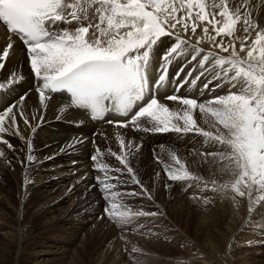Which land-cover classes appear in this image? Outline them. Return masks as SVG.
<instances>
[{
  "label": "snow or ice",
  "instance_id": "1",
  "mask_svg": "<svg viewBox=\"0 0 264 264\" xmlns=\"http://www.w3.org/2000/svg\"><path fill=\"white\" fill-rule=\"evenodd\" d=\"M0 22L10 34L7 45L0 48V69L5 68L10 50L14 49L12 37L17 38L26 47L31 73L43 81L36 89L40 103H44L46 91L53 94L64 91L73 106L89 109L93 118L112 104L127 117L133 105L144 99L148 86L144 73L151 59L158 57L160 74L154 85L159 88L166 81L170 64L177 57L184 58L190 49L191 56L185 59V64L196 61V65L177 84L175 93H179L196 69L199 74L192 79L193 85L202 76H208L203 89H209L216 81L215 88L226 87L227 93L203 102L177 94L166 96L165 99L183 106L178 112L171 111L153 95L139 106L130 121L119 122V127L131 123L140 129L138 121L148 117L151 127L143 131L203 137L209 150L200 151L199 156L214 170V175L223 174L222 182L206 181L189 171L173 152L169 156L178 167L165 164L167 179L186 188H196L199 193H219L233 202L246 198L250 213L253 203L264 202V28L253 20L248 0H0ZM238 24L245 34L242 38L236 35ZM204 43L210 45L206 53L200 47ZM217 49L227 55H219ZM181 72L183 67L176 74L177 80ZM12 79L15 82L14 73ZM25 99L20 97L21 101ZM197 109L203 123L215 132L198 124L194 117ZM20 115L28 124L22 109ZM6 119L17 128L12 106L0 112V133L5 131ZM0 142L9 149L13 147L7 140ZM133 148L139 151L140 145L131 141L125 144L121 139L122 153L128 149L134 155ZM96 151L91 157L93 161L100 150ZM112 155L126 170L115 169L121 173L114 178L117 183L139 186V191L129 192L127 196L143 197L154 203L151 191L138 178L128 156L114 152ZM32 159L29 155L28 160ZM156 160L163 163L158 157ZM99 167L105 170L107 165ZM156 175L159 177L160 173ZM98 183L105 200L113 201L106 204L105 214L121 225L131 224L136 217L163 215L159 210L117 211L121 207L114 202L117 192H110L116 184L99 178ZM192 198L204 204L211 202V197L203 195Z\"/></svg>",
  "mask_w": 264,
  "mask_h": 264
},
{
  "label": "bare ground",
  "instance_id": "2",
  "mask_svg": "<svg viewBox=\"0 0 264 264\" xmlns=\"http://www.w3.org/2000/svg\"><path fill=\"white\" fill-rule=\"evenodd\" d=\"M248 4L253 20L259 27L264 28V0H248ZM62 27L71 26L63 25ZM237 29L236 35L242 38L245 35L242 25L238 24ZM9 36L10 34L6 32L5 27L0 22V48L7 45ZM251 36L254 38V33ZM12 42L14 49L10 50L9 58L5 61V68L0 69V112L12 106L13 112L17 117V128H13L6 119L4 125L5 131L0 133V140H7L13 146L9 149L7 144L0 142V152L4 154L0 156V199L2 200V205L0 204L1 244L6 245L15 239L13 232H15V228L17 227L14 228V225L7 221V218L12 214L15 215L16 225H19L22 217L29 216V218H34L36 221H39L41 227L45 228L49 234L47 236L45 235L46 237L39 243H35L36 245H34L29 254L30 263L50 264L53 259H56L57 262L55 264H78L82 252L86 251L84 243L88 241L89 246L92 245L91 239L93 238L89 236L90 234L87 235L90 232L88 230L90 228H87V225L90 223L92 216L100 213L98 210L100 209L99 205L101 204V200L99 192L96 191V184L93 179L95 164L104 163L102 157L104 160H106L105 158L108 159L109 157L107 155L110 154L109 149L118 145L121 139H123L125 144L131 141L134 145H140L139 151H136L135 148L131 149V152L135 153L134 155H130L129 152L127 155L130 163H138L142 159V152H145L144 149H152L150 144H153L152 141L156 137V134L142 130L145 127H151V124L148 123V117L140 118L138 121L140 129L133 127L131 123L127 127L121 128L109 123L90 121L84 111L73 108L67 99L60 97L59 94H53L50 91H46L45 101L41 104L39 93L36 89L42 86L43 81L35 79L34 74L31 73L30 62L27 60L26 47L15 37H12ZM236 43L237 47H239V41H236ZM200 47L206 53L210 45L204 43ZM21 48L24 50L21 51ZM216 51L219 53L218 49ZM219 55H227V53H219ZM190 56L191 50L189 49L184 58L177 57L174 59L169 66L168 75L163 86L155 89L158 91L157 97L159 102L174 112L181 111L183 106L178 101L165 99L168 95L177 94L186 98H195L203 102L217 94L224 95L227 93L226 87L215 88L216 81H213L209 85V89H203L204 83L210 78L208 76H202L193 85L191 81L199 74V69L193 71V76L188 78L187 82L180 88L179 93H175L177 84L184 81L187 73L193 70L196 65V61L185 64V59H190ZM181 67H183V72L180 73V78L177 80L176 74ZM147 68L152 72V76H154L153 73L160 71L158 57L151 59ZM13 73L16 75L15 82L12 79ZM210 89H215V91H211ZM21 96L26 97V99L21 101ZM21 109L23 110L24 116L28 118V124L24 123V119L20 115ZM41 117H43L42 120L40 119ZM194 117L197 119L198 124L205 130L215 132V129H210L203 123L198 109L194 112ZM173 134L175 133H160L156 137L158 138V147L161 148L160 150L163 152H183L185 157L188 155L189 158L198 154L196 152L197 154L193 156L194 152L191 149L194 148L188 146V142L182 140L184 137L177 136L173 138ZM185 136H188V134ZM168 139H172L173 142L166 144V140ZM29 143L31 144V151H29ZM97 149L100 150L99 155L97 160L93 161L91 157L97 154ZM202 150H209L206 143ZM103 152L105 153L101 155ZM112 152H114V149ZM116 154L119 155V153ZM29 155L33 157L31 161L28 160ZM109 160L112 162L111 157ZM13 171L18 172V178ZM151 174L149 173V175ZM4 182H7V184ZM3 183L8 188L13 186L18 189L19 197L17 203L19 204L17 207L18 210L15 213V207L11 202L13 200L15 201L16 197L8 194L5 186H2ZM225 200H227L228 204H231L233 209L236 208L239 214L246 213V208L249 207V201L246 198L243 200L237 198L233 202L230 198L227 199L225 197ZM24 203L27 206L22 208V204ZM98 225L101 224L99 223ZM74 226L76 227L73 228ZM246 226L249 227L250 225L248 224ZM32 227L34 228V226ZM247 227L243 229V224L237 225L233 232V235H236L232 244L233 248H235V256H233V259L239 264H243L244 262L242 260L244 256H242V248L240 249L242 243L244 245L245 243H249L251 237L253 238L255 233L256 235L259 233L258 231H254L253 228L248 229ZM94 228H92V232ZM68 230L73 231L71 232L72 235L68 236L72 238L71 240H68V238L65 239L64 236V232L66 233ZM97 232L99 233L98 230ZM94 233L97 234L96 231ZM86 235L87 238L88 236L90 237V240H87ZM244 237L245 239H243ZM123 240L116 234L113 237L111 236V238L105 239L103 242L100 241L97 245L93 244V249L91 251L88 250L92 255L91 259L95 264H137V262L135 263L136 260H130L127 254H120L121 249H123L121 248L120 242L122 243ZM238 240L240 242H237ZM261 240L259 242H264V238ZM176 245H178V249L180 248L183 251V254L189 260L190 264H227L225 260L218 259L216 253L218 249L214 245L211 248L213 257H204L203 253L197 251L192 253L190 246L182 241L176 243Z\"/></svg>",
  "mask_w": 264,
  "mask_h": 264
},
{
  "label": "rangeland",
  "instance_id": "3",
  "mask_svg": "<svg viewBox=\"0 0 264 264\" xmlns=\"http://www.w3.org/2000/svg\"><path fill=\"white\" fill-rule=\"evenodd\" d=\"M155 134L156 137H158L160 133ZM185 135L186 134L175 133L173 134V138H176L177 136L184 137V139L182 140L188 142V146L193 147L195 149V151L191 149L194 152L193 156L197 153L198 154L192 158H189L187 154V157H185V154L183 152L173 153H175L178 158L179 155H181L179 159H181L182 162L184 161L183 163L186 165L188 170L196 175L202 176L204 180L211 181L212 179H217L218 182H222V180L225 178L223 177V174L217 172L214 175V170L210 168L208 164L203 163L202 160L204 158L202 157L201 160V157L199 156L200 150H202L206 143L204 142V139L201 136L192 133H189L188 136ZM156 137L153 138V144H150L152 149H144L145 152L147 151L146 154L145 152H142L143 160L141 159L138 163L135 162L136 164L130 163L131 167L135 165L133 169L138 174V178L151 191L152 196L154 198V203L153 201H149L143 197L133 198L127 196V193L129 192L139 191V186L130 182L121 185L118 184L117 181L114 179L115 177L121 176V173H117L115 171L116 168L120 167V169L126 172V170L123 169V165H120L119 161L116 160V158L112 155L113 149L114 153H119V155H128V149H125L123 153L121 152L120 146H118L120 143L109 149L110 154L107 156L109 158L111 157L113 163L110 162L109 158H105L106 160H104L103 157L102 161H104V163L101 162L99 164L95 162L96 167L94 170L93 179L96 184V191L99 192L101 200V204L99 205L100 209L98 210L100 213H97L96 215L92 216L90 223H88L87 225V228H90L88 229L90 230V232L87 235L90 234L89 236L93 238L91 239L92 245L90 244L91 246H89L88 241L84 243L86 251L82 252V256H80L81 258L78 261V264H95V262L91 259L92 255L89 253V251L93 249V244L97 245V243L99 244L100 241L103 242L105 241V239L111 238V236L113 237L116 234L119 235L121 239H124L122 243L120 242L121 248H123L121 249L120 254H127L129 259L134 261L136 260L135 263L137 262V264H190L189 260L186 259L185 255L183 254V251H181L180 248H177L178 245H176V243H180L181 241L184 242L186 245L190 246L192 253L197 251L203 253L204 257H213V252L211 251V248L212 245H214L218 249L216 251L218 259L225 260L227 264L228 262L229 264H239L233 259V256H235V248H233L232 244L236 237V235H233L235 226L240 224H243V229L244 227L246 228V225L249 224L250 226L247 227L248 229L253 228L254 231L259 232V235H256L255 233V236H253L254 239L251 237L249 243H245V245L242 243L240 249L242 248V256L244 255L242 257V260L244 261L243 264H264V242H259L262 241V238H264V202L253 203L251 206L253 208V211L251 213L248 211V207L246 208V213L243 212V214H239V212L236 211V208L233 209L231 207V204H228L227 200H225V197H223L219 193H213L211 191L199 193L196 188H186L180 183L169 181L164 172L165 164L169 165L172 168H176L178 167V165H175L174 161L171 160L169 156V153L171 151L163 152L162 150H160L161 148L158 147V138ZM172 142V139L166 140V144ZM104 153L105 152H103L101 155H103ZM157 157L161 161H163V163H157ZM141 161L142 163H140ZM100 165H107V168L103 171L100 169ZM13 172L14 174L16 173L15 176L18 178V172ZM157 172L160 173L159 177H157L156 175ZM149 173L151 175H149ZM98 178L99 181H106L109 184H116V187L111 189L110 192H117V196L114 202L121 206L118 207L119 210L117 209V211H124L126 210V208H130L132 211L159 210L163 213V215L157 217H136L132 220V223L128 225H121L117 223L115 220L110 219L104 212L106 204L113 201L105 200V194L102 192L101 185L98 183ZM124 178L130 181V177L125 176ZM4 183L7 184V182ZM4 183L2 186H5V190L8 192V194L16 197V200H13L14 202H11V204L15 207V213L18 210L17 207L19 204L17 203V199L19 197L18 189L13 186L11 187L12 189L8 188ZM165 185H171V187H165ZM110 192L108 193L109 196ZM206 193H208L209 195H206ZM192 195H203L205 197H211V202L208 204H204L202 201H195L192 198ZM1 202L2 200L0 199V204ZM26 206V203L22 204V208H25ZM92 220L94 221V223ZM7 221L11 222L14 225V228H17H15V232H13L15 235L14 241L3 245L1 244L2 240L0 237V264H32L29 262V254L32 251L34 245H36L43 238L49 235L48 231H46L45 228L41 227L39 221H36V219L34 218H29V216L22 217L19 225H16L15 215L13 214L7 218ZM97 222H99L101 225H98L99 223ZM95 223L97 224V226ZM32 226H34V228ZM75 227L76 226H74L73 228ZM92 228H94V231H96L97 234H95L94 231L92 232ZM97 230L99 231V233L97 232ZM71 232L73 231L68 230L66 231L67 234L64 232L65 239H72L68 237L72 235ZM89 236L87 240H90ZM135 237H137L138 239ZM243 239H245V237ZM226 240L227 242H225ZM237 242L240 241L238 240ZM133 248L137 250L133 251ZM56 262V259H53L50 264H55Z\"/></svg>",
  "mask_w": 264,
  "mask_h": 264
}]
</instances>
